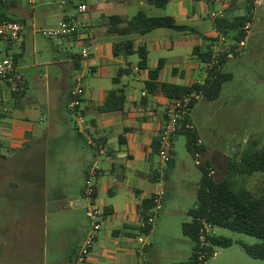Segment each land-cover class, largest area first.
I'll list each match as a JSON object with an SVG mask.
<instances>
[{"label": "crops", "instance_id": "0c3cea01", "mask_svg": "<svg viewBox=\"0 0 264 264\" xmlns=\"http://www.w3.org/2000/svg\"><path fill=\"white\" fill-rule=\"evenodd\" d=\"M28 2L32 5V12L27 16L31 15L32 24H27L23 41L9 47V54L19 48V52L12 56H17L18 62L21 63L28 41H31L35 53H40V61L35 66H53L60 69L64 63L70 62L73 69L80 71L85 78L88 75L93 76L85 83L86 94L82 113L86 132L79 133L74 121L76 138L73 137L72 140V151L79 155V141L88 144V140H93L104 148V152L99 154L95 146L88 144L94 149L92 153L95 158L86 170L98 169L97 204L105 211L103 227L89 264H143L144 261L160 264L158 252L149 239V236L155 233L154 228L145 236L150 243L145 253H136L140 246L138 238L144 235L141 227L142 203L151 199L159 190H164L167 198L166 187L168 184H174L172 179L176 165L168 181L163 179L164 171L161 172L160 179H152V171L159 169V158L154 155L153 144L160 137L165 121V106L169 99L159 90L150 93L146 83L151 80L150 71L157 69L161 60L163 66L157 79L158 83L181 86L205 83L209 72L206 63L194 56V50L197 47H212L215 52L229 50L235 45L234 38L238 32L229 31L225 36L226 42L222 44L219 39L221 33L215 31V20L211 18V13L223 9L225 16H244L247 0H238L234 7L233 0H219L217 3L213 0H170L165 8L150 4L148 0H89L88 12L83 21V33L87 36L85 44L88 47L90 45L88 58L69 52L70 45L60 41L51 42L52 46L49 47L41 45L42 49H39L37 32L43 30L41 24L45 26L53 18L59 17L58 10L65 13V18L69 7L63 6L59 0H42L39 7L36 6L35 0ZM22 3L23 0H12L4 7L2 16L12 18L11 14L17 10L21 12L22 8L19 9V6ZM259 6H262V0L255 7L253 19ZM231 8H234V11L228 13ZM139 12L151 17L172 16L177 25L186 26L190 30L159 28L147 35L109 33L110 17L119 16L130 20ZM23 15V20L27 23L26 14ZM40 21L41 29L37 23ZM253 27V22L248 23L247 38ZM128 43L132 45L123 46ZM142 46L148 53L147 68L139 66L141 59L137 50ZM61 49H66L69 60L65 61L60 57ZM121 70L126 73L116 83L114 79ZM55 79L58 81L59 77ZM25 80V95L19 100L6 90V87L0 85V94H5L4 110L0 112V156L4 158V162H9V165L6 163L5 169L8 172L6 181L9 191H6L7 196L4 197L12 205L4 211L15 210V213H11L15 221L23 217L24 212V215L29 212L28 205L39 206L45 201V177L42 172L47 166V159L46 150L42 149L43 142L62 137V132L68 133L65 135L71 140L69 121H73L61 116L57 106H51L49 100L41 104L29 102V98H26L29 87L26 77ZM111 90L124 92V109L117 112H100L99 108L104 105ZM44 111L48 115H45ZM191 120L193 122L192 116ZM193 127L196 129L194 125ZM177 138L178 136L175 143ZM89 156V153L83 152L82 160L86 161ZM174 159L176 160V157ZM61 201L71 207L81 205L73 194ZM18 203H26L27 206L21 210L24 212H17ZM9 222L3 221L0 226L7 227ZM89 230L90 227L85 229L81 242ZM77 252L69 250L61 262L53 263L74 264Z\"/></svg>", "mask_w": 264, "mask_h": 264}, {"label": "rangeland", "instance_id": "374dc122", "mask_svg": "<svg viewBox=\"0 0 264 264\" xmlns=\"http://www.w3.org/2000/svg\"><path fill=\"white\" fill-rule=\"evenodd\" d=\"M35 1L37 7L42 3V0ZM20 8L21 12L17 10L9 19L24 21L23 14H26L27 24H32L31 15L27 16L32 12V5L28 0H23ZM58 11L59 17L53 18L45 26L41 21L37 22L38 28L41 29L40 24L43 29L58 27L65 16L63 11ZM66 13L71 15L75 12L68 8ZM84 16L81 17L83 21ZM253 26L241 53L232 56L223 68L224 72L234 75L233 80L224 85L219 99L209 101L204 97L199 98L190 114L206 147L205 151L198 156L191 154L187 150V138L183 134L178 136L174 144V184L166 183L167 198L165 197L164 208L156 219L155 233L149 236L158 252L160 264L186 262L194 253L195 242L184 234L183 225L192 221L188 211L197 204L202 178L199 164L209 161L215 171V179L222 180L226 176L228 158L239 160L241 153L249 147L264 149V0L262 6L256 9ZM38 37L39 49H42L41 45L49 47L52 46L51 42H58L41 34ZM86 46L84 43L76 44L69 52L81 54ZM1 48L6 47L1 44ZM15 52H19V48L10 51V55ZM39 54L35 53L33 43L28 41L25 55L21 63L18 62L24 68L22 71L28 81L26 98H29V102L40 104L49 100L51 106H57L61 116L73 119L72 122L69 121L71 140L67 139L68 133L62 132V137L43 142L42 149L46 150L47 159V166L42 172L45 177V201L42 205L30 207L26 203L16 204L17 212H24L21 210L26 206L29 210L27 214L23 213V217L17 218L18 221L11 215L15 210L4 211L12 206L5 199L6 191H9L6 181L8 172L5 169L9 162H4V158L0 156V223L10 221L7 227L0 226V264L61 262L69 250L79 251L84 231L90 227L86 217L88 201L84 196V189L86 169L95 158L92 153L94 149L84 141H79L81 155L72 151V140L73 137L76 138L75 118L68 110L70 93L77 87L76 79L82 74L74 70L70 62L64 63L60 69L35 66L40 61ZM59 54L62 59L69 60L66 49H61ZM55 77H59L58 81ZM92 78L91 75L83 77L82 86L85 88V83ZM28 106L27 104V108ZM45 115H48L47 112ZM83 152L91 156L86 161L82 160ZM234 181L237 187H245L255 196L264 194V173L250 177L238 176ZM69 194H73L81 205L71 207L61 201ZM214 233L232 239L233 245L229 248L214 247L215 254L205 264H264V260L249 256L240 244H257L260 243L259 239L220 227L214 228Z\"/></svg>", "mask_w": 264, "mask_h": 264}, {"label": "trees", "instance_id": "16d2710c", "mask_svg": "<svg viewBox=\"0 0 264 264\" xmlns=\"http://www.w3.org/2000/svg\"><path fill=\"white\" fill-rule=\"evenodd\" d=\"M150 4L165 8L170 0H148ZM238 0H233L232 6L236 5ZM246 14L244 16L227 15L222 19L215 21L217 30L224 36H227L231 30H237L234 38L235 45L229 50L219 51L218 56L212 47L203 49L197 47L194 50V56L203 63H210L217 57L219 63L214 66L208 74L205 83H195L191 86H181L170 83H158L160 70L163 66L161 60L160 66L150 71V81L146 87L150 93L161 91L168 99H182L192 94H199L209 101L220 98L223 87L226 83L233 80L232 73L223 71L224 66L229 61L230 56H237L241 53V43L245 42L248 32V23L253 22L255 5L253 0H247ZM234 11L229 9L228 13ZM5 18V17H3ZM109 33L127 35L137 33L147 35L159 28H170L175 30H190L186 26L176 24L172 16L151 17L144 12H139L130 20H125L119 16L109 18ZM124 24V25H123ZM123 25V26H121ZM214 41H216L214 39ZM132 45L130 43L123 46ZM118 50V46L116 47ZM126 49V47H125ZM127 51V50H126ZM130 53H133L129 51ZM128 52V54H130ZM137 53L140 56L139 66L148 67V53L145 47H139ZM18 62L17 56L14 57ZM126 72L121 70L114 79L117 83L119 78ZM19 100L24 97L25 92L13 93ZM200 97V98H201ZM197 100H193L190 106V112L181 121V127L177 134H183L187 138V150L194 156H198L206 149L198 131L193 127L191 112L195 108ZM126 95L120 90H111L106 96L105 103L99 108L100 112H117L124 109ZM160 138V137H159ZM154 155H158L160 150V139L155 140L153 144ZM175 157V153H174ZM176 160L173 158L164 170L163 179L168 181L170 175L175 169ZM202 172L200 187L198 189L197 204L188 211L192 218L190 223L183 225L184 234L195 242L194 253L190 260L177 264H205L210 256L214 255V247L229 248L233 245V240L225 236H219L212 233H206V225L212 228L220 227L234 232L253 236L260 240L257 244L240 243L246 253L254 259L264 260V194L255 196L245 187H237L234 181L235 177H250L257 173H264V149L249 147L240 155V159L228 158L226 160V176L222 180H216L212 164L207 161L199 164ZM162 173L159 169L152 171V179H160ZM153 206V200H144L142 203V218L147 219L149 211ZM205 235V239L202 237Z\"/></svg>", "mask_w": 264, "mask_h": 264}, {"label": "built area", "instance_id": "2783aa9c", "mask_svg": "<svg viewBox=\"0 0 264 264\" xmlns=\"http://www.w3.org/2000/svg\"><path fill=\"white\" fill-rule=\"evenodd\" d=\"M12 0H0V85L6 87L11 94L21 93L26 91V80L22 68L16 62L14 57L9 54V47L20 44L23 39L27 28L25 21H16L9 18H3L2 11L4 7ZM32 3V0H29ZM89 0H60L63 6H67L74 10V14L66 15L61 21L58 27L51 29H43L38 31L43 37L50 40H58L62 44L66 43L70 47L76 44H85L87 36L83 33L85 23L81 19L88 12ZM219 2V0H213ZM261 0H253L255 7L259 5ZM225 17L224 10L220 9L211 13L213 20L222 19ZM219 33V31L215 30ZM219 39L222 44L226 42L225 36L219 34ZM1 44H4L6 48H1ZM245 43H241V47H244ZM219 51L216 52L218 56ZM82 58H88L90 56L89 47L86 46L81 52ZM219 61L217 57L210 63H206L208 72ZM83 77H77V87L70 93V102L68 106L69 112L74 116L76 127L79 133L85 134L86 122L82 113L83 100L86 94V89L82 86ZM199 94H192L182 99H169L165 106V121L160 133V150L158 153L159 164L158 167L163 172L171 160L174 158V144L177 134L181 127L182 119L190 112V106L193 100L199 99ZM5 102V94H0V112L3 111V103ZM88 144L95 146L99 154L104 152L103 145L88 140ZM99 172L97 168H92L88 171L86 176V184L84 189V196L88 201L86 209V217L90 223V230L84 237L81 247L74 258V264H89V259L95 245L98 241L99 233L103 227V220L105 211L97 204L98 183L97 179ZM151 200H153V206L149 211L147 219H142L141 227L144 230V235L138 238L140 246L136 249L138 255H143L146 249L150 246V243L145 239V236L153 230L156 219L160 212L164 208L165 191L159 190L156 192ZM214 232V228L210 225H206V233ZM205 239V235L202 240ZM143 264H151L149 261H144Z\"/></svg>", "mask_w": 264, "mask_h": 264}]
</instances>
